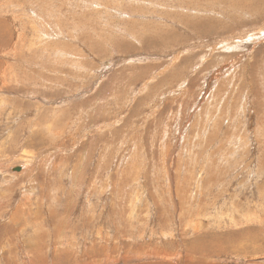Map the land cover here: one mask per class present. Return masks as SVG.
Listing matches in <instances>:
<instances>
[{"label":"rangeland","instance_id":"obj_1","mask_svg":"<svg viewBox=\"0 0 264 264\" xmlns=\"http://www.w3.org/2000/svg\"><path fill=\"white\" fill-rule=\"evenodd\" d=\"M0 264H264V0H0Z\"/></svg>","mask_w":264,"mask_h":264},{"label":"bare ground","instance_id":"obj_2","mask_svg":"<svg viewBox=\"0 0 264 264\" xmlns=\"http://www.w3.org/2000/svg\"><path fill=\"white\" fill-rule=\"evenodd\" d=\"M3 40V39H2ZM199 240V239H198Z\"/></svg>","mask_w":264,"mask_h":264}]
</instances>
